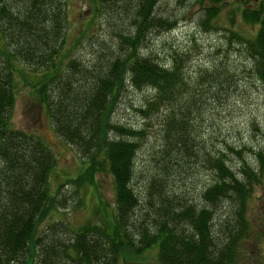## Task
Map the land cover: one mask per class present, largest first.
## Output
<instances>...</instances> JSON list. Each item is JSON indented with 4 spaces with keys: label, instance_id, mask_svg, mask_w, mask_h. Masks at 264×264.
<instances>
[{
    "label": "trees",
    "instance_id": "16d2710c",
    "mask_svg": "<svg viewBox=\"0 0 264 264\" xmlns=\"http://www.w3.org/2000/svg\"><path fill=\"white\" fill-rule=\"evenodd\" d=\"M63 1L0 0V264H120L124 253L137 255L149 247L156 249L158 264H231L247 235L246 201L263 173L264 137L255 147L241 140L239 127L221 134L216 123L213 130L218 116L211 105L216 101L223 112L229 90L220 80L236 73L246 72L264 86V0L233 4L239 22L222 34L232 60L198 69L192 83L183 70V52L171 50L161 64L140 52L150 30L158 34L175 26L173 16L157 10L160 0H91L92 16L109 8L131 17L116 30V44L100 42L91 49L103 58L96 62L71 55L70 48L61 51ZM223 3L227 0L200 6L202 27L217 29ZM244 24L253 26L251 33L241 31ZM29 66L40 70L32 88L52 130L86 161L82 180L90 182L102 168L109 172L113 205L106 223L71 230L56 220L36 229L45 210L60 202L47 190L52 152L40 136L9 121L12 75ZM208 81L217 87L208 90ZM131 86L152 94L137 110L157 114L160 127L145 207L130 185L144 128L111 123L108 116L119 92ZM248 152L258 166L246 159ZM194 169L212 175L198 191L199 202L173 193L172 183Z\"/></svg>",
    "mask_w": 264,
    "mask_h": 264
},
{
    "label": "rangeland",
    "instance_id": "374dc122",
    "mask_svg": "<svg viewBox=\"0 0 264 264\" xmlns=\"http://www.w3.org/2000/svg\"><path fill=\"white\" fill-rule=\"evenodd\" d=\"M237 2L239 3L240 0H227V3H223L220 13L217 15V29L212 27L205 29L200 25L198 17L202 14L200 6L208 4V0H183L180 2L178 0H160L157 10L163 16H173L176 20L175 26H172L170 32L161 31L158 34L150 30L145 40L146 46L141 48L140 52L155 56L156 61L160 64L167 63L171 50L177 53L183 52L185 57L183 70L185 76L188 75L187 78L192 83L191 78L198 69L207 68L210 70L215 65L214 63L223 61V59L232 60L233 54L224 50L226 43L222 34L226 33L225 27L236 28L235 25L239 22V17L233 7V4ZM63 5H65V26L61 51L70 48L71 55L73 53V55L80 56L83 61H87L89 58L93 62L100 60V56L90 54L91 49L98 48L100 42L116 44L115 42L118 40L116 36L118 31L116 30L127 25L131 18L130 16L126 17L125 14H123V18L119 17L109 8L106 9L105 14L100 13L99 10L96 12V16H92L93 3L91 0H64ZM231 19L232 23H230ZM241 27V31L243 30L247 34L251 33L253 29V26L250 27L246 24ZM105 53L103 51L101 56H106ZM39 75L40 70L30 68V66L25 67L24 71L21 69L14 71L12 80L15 96L13 105L9 109V121L13 128L34 132L40 136L39 138L45 142L46 147L53 154L54 162L46 177L47 190L51 196L56 194L60 204L54 206V209L45 210L35 223L36 229L41 230L46 224L56 220L66 224L71 230L86 224L106 223L105 216L110 213L109 209L113 205V189L109 172L106 168H102L100 172L95 171L91 175L90 182L82 180L81 173L86 161L81 159L80 153L78 154L66 141L56 136L44 109L41 107L38 94L32 88V84ZM183 78L185 81L186 78ZM208 82V90H214L217 87L215 85L218 82ZM220 82L223 83L222 86L226 84L229 90L224 99L228 105L224 102L226 106L224 105L225 108L221 112L220 108L215 105L218 104L215 101L211 105V113L218 117H215L211 122L219 123L221 134L226 131L232 134V130L239 127L243 136L241 140L257 147L264 137V86L259 82H251V78L246 72L242 75L236 73L231 76L230 81L220 80ZM221 94L223 96V93ZM118 95L108 114L110 122L132 128H144V137L137 145L134 154V174L130 185L139 199L140 206L145 207L149 201L148 188L153 191L148 186L147 175L152 169L151 155L158 146L160 137L158 115L152 111L142 115L137 110L142 108L143 100L152 95L146 88L126 87ZM250 119L254 121L253 125ZM207 121L208 119L204 123H208ZM217 124L211 125L213 130H216ZM112 132L109 134L112 135ZM245 155L248 161H251L254 166H258V162L253 161L252 152L245 153ZM231 161L236 164L234 157L231 158ZM262 171L260 182L253 185L246 201L245 213L247 224H249L247 235L238 244L231 264H264V167ZM182 175L179 180L172 183L173 193L179 197L190 198L193 202H199L198 191L211 179L212 175L199 169ZM155 255L156 249L153 247H149L137 255L129 251L123 254L120 264H158Z\"/></svg>",
    "mask_w": 264,
    "mask_h": 264
}]
</instances>
